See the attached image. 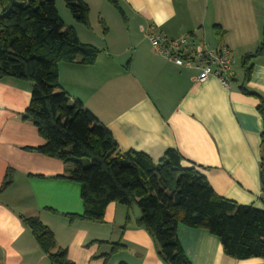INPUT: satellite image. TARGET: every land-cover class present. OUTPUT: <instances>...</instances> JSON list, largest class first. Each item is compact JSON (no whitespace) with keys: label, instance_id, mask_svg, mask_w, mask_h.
<instances>
[{"label":"crops","instance_id":"0c3cea01","mask_svg":"<svg viewBox=\"0 0 264 264\" xmlns=\"http://www.w3.org/2000/svg\"><path fill=\"white\" fill-rule=\"evenodd\" d=\"M83 1L91 9L90 29L59 15L82 43L102 53L93 66L59 65V83L70 99L109 130L122 152H140L158 163L167 150H177L183 166H197L216 194L264 211L263 120L258 99L241 90V64L234 66L230 88L215 77L200 83L198 70L169 62L148 37L151 28L168 39L192 36L212 48L227 46L241 60L264 40V16L257 20L253 1L119 0L124 23L105 0ZM94 10L109 25L107 34L93 28ZM216 27L226 32L220 41L213 36ZM245 87L264 99V58L254 61ZM31 99L30 83L0 81V264H51L21 217L38 218L74 264H165L126 206L110 204L102 224L66 217L83 214L81 187L67 180L69 167L62 161L27 150L45 144L35 125L22 119ZM9 172L13 183L1 191ZM178 237L192 264H264L226 257L219 239L204 230L179 226ZM119 242L125 250L104 257Z\"/></svg>","mask_w":264,"mask_h":264},{"label":"trees","instance_id":"16d2710c","mask_svg":"<svg viewBox=\"0 0 264 264\" xmlns=\"http://www.w3.org/2000/svg\"><path fill=\"white\" fill-rule=\"evenodd\" d=\"M105 1L125 19L119 0ZM64 4L76 23L91 28L87 3L64 0ZM0 8V81L14 79L32 85L31 103L22 119L35 125L45 144L27 150L69 167L67 180L80 185L84 207L83 214L66 216L71 222L102 224L110 204L126 206L131 212L137 206L142 214L138 227L150 235L165 264H192L179 240V226L217 237L226 257L264 260V211L216 194L197 166H183L184 158L177 150H167L158 163L140 152H122L109 130L81 102L70 99L59 83V65L93 66L102 51L82 43L75 29L65 25L55 0H0ZM218 27L215 32L222 40L225 32ZM103 33H108L105 26ZM259 58H264V40L240 64L244 71L241 90L258 99L263 120L260 172L264 202V99L245 87ZM12 183L9 172L1 191ZM21 220L51 264H74L38 218ZM129 222L130 215L123 230ZM123 250L121 242L111 244V252L104 257Z\"/></svg>","mask_w":264,"mask_h":264},{"label":"built area","instance_id":"2783aa9c","mask_svg":"<svg viewBox=\"0 0 264 264\" xmlns=\"http://www.w3.org/2000/svg\"><path fill=\"white\" fill-rule=\"evenodd\" d=\"M154 30L151 28L148 37L155 52L179 67L198 70L200 83L215 77L230 88L236 60L227 46L212 48L187 35L168 39Z\"/></svg>","mask_w":264,"mask_h":264},{"label":"rangeland","instance_id":"374dc122","mask_svg":"<svg viewBox=\"0 0 264 264\" xmlns=\"http://www.w3.org/2000/svg\"><path fill=\"white\" fill-rule=\"evenodd\" d=\"M253 4H252V11H255V14L257 15V20L260 18V16L262 15V17L264 16V0H252ZM56 5H57V9L58 12L60 11V14L62 15V17L64 18H71L72 20V15L69 12V10L65 7L64 4V0H55ZM106 7L108 8V10L110 11V13L115 16V18L117 20H119L121 23H124V18L123 16L117 12V10H115L110 4L106 3ZM105 12V11H104ZM106 13V12H105ZM2 15V10L0 8V16ZM109 17V21L111 23V25H114V20ZM92 26L93 28H95L96 30H100L102 32H104V26L105 28H108L109 31V25L105 22L104 18L99 17V14L96 13V10H94L93 16H92ZM115 28V27H114ZM113 28V34L115 33V30ZM223 31V30H222ZM225 32V31H224ZM226 33V32H225ZM225 35V34H224ZM213 36H215V39L217 41L219 40V35L217 34V32H214ZM221 36V35H220ZM212 41H214V39L212 38ZM219 43V42H218ZM236 59V68H240V58H236V56H234Z\"/></svg>","mask_w":264,"mask_h":264},{"label":"water","instance_id":"95a60500","mask_svg":"<svg viewBox=\"0 0 264 264\" xmlns=\"http://www.w3.org/2000/svg\"><path fill=\"white\" fill-rule=\"evenodd\" d=\"M134 214L137 221H140L142 219L141 211L137 206H134Z\"/></svg>","mask_w":264,"mask_h":264}]
</instances>
